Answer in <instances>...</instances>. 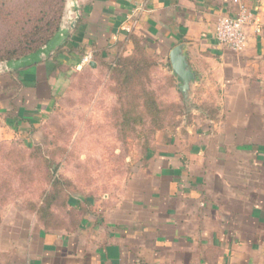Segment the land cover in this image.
<instances>
[{
    "label": "crops",
    "instance_id": "1",
    "mask_svg": "<svg viewBox=\"0 0 264 264\" xmlns=\"http://www.w3.org/2000/svg\"><path fill=\"white\" fill-rule=\"evenodd\" d=\"M239 2L253 23L236 52L214 34L218 16L237 15L234 0H78L77 24L59 47L66 72L50 59L57 48L36 65L0 73V143L24 146L39 140L80 58L107 57L130 32L168 54L183 43L197 76L191 123L157 134L163 140L146 156L147 168L137 169L142 182L134 187L129 178L109 208L88 197L92 212L74 232L38 223L28 264H264V0ZM209 96L216 120L194 107ZM78 198L85 196L69 201Z\"/></svg>",
    "mask_w": 264,
    "mask_h": 264
},
{
    "label": "trees",
    "instance_id": "2",
    "mask_svg": "<svg viewBox=\"0 0 264 264\" xmlns=\"http://www.w3.org/2000/svg\"><path fill=\"white\" fill-rule=\"evenodd\" d=\"M6 1L0 0V4ZM21 3L24 8L20 12L23 14H16L13 23L7 25L10 28L0 45V61L19 58L35 51L51 38L61 22L64 0H39L37 7L33 6L34 1L31 0H21ZM11 15L8 14V17ZM26 24L28 29L24 28ZM128 38L133 45L130 54H125L122 41L115 43L114 55L109 52L103 58L100 53L93 52L95 67L87 64L80 70L67 73L71 76L68 87L73 89L74 80L84 78L91 71L101 72L104 69L107 73V76L104 75L105 80L109 83L108 91L114 95V102L107 113L110 129L115 130L118 141L128 144L127 137H137L136 128L140 127L143 132L141 146L146 157L153 150L155 131H175L182 123L190 124L193 115L186 109L176 89L169 60L166 62L168 72L159 77L154 76L156 57L148 43L134 33H129ZM63 51L62 47L57 49L50 59L54 68L66 72L65 65L58 60ZM56 103L57 100L53 108ZM194 107L199 110L200 117L218 119V107L211 96ZM52 122L53 128L60 131L59 135L50 139V130L43 132V143L33 144L27 156L23 153L24 145L20 141L0 143L1 161L8 167L7 171H0V208L14 199H22L25 208L35 214L37 222L45 231L63 229L74 232L79 228L82 217L92 212L91 202L87 196L78 198L75 205L69 201L73 195L79 194L80 189L59 171L61 159H66L71 151L60 142L66 140L65 126ZM7 144L11 146L7 147ZM47 146L51 147L47 149ZM39 173L44 176V188L32 186ZM17 177L20 189L15 186ZM36 189H40L38 194ZM33 194L36 196L33 197Z\"/></svg>",
    "mask_w": 264,
    "mask_h": 264
},
{
    "label": "rangeland",
    "instance_id": "3",
    "mask_svg": "<svg viewBox=\"0 0 264 264\" xmlns=\"http://www.w3.org/2000/svg\"><path fill=\"white\" fill-rule=\"evenodd\" d=\"M31 1H34V7L39 5V0ZM66 4L67 0H64L61 18L64 16ZM23 8L21 0H7L4 4H0V45L4 37L8 35L9 26L7 27V25L13 23L16 14H23L20 12ZM7 11L9 13H6ZM10 13L13 15L8 17ZM25 27L27 28V24L24 25ZM136 35L142 40L144 39L155 54L156 66L153 75L159 77L168 72L166 67L168 52L156 50L155 40H148L141 34ZM8 38L11 39L10 36ZM121 41L125 44V54H130L133 45L128 34ZM127 46L130 47V50H127ZM91 72L81 78V81L74 80L73 89L67 87L65 92L59 95L56 106L51 109L40 125L39 140L34 144L43 143V132L45 131L50 130L48 133L50 139H55L59 135L60 131L53 128L52 121L64 125L66 140H60V142L66 144L71 153L66 156V159H61L59 171L76 183L80 189L79 196L91 197L95 205H98L97 208L105 209V207L111 206L116 197L121 196L129 178L134 180V187L142 182V175L145 173L144 171L138 172L137 169L142 167L145 170L147 163L141 146L143 132L140 127L136 128L137 133L135 135L137 137L134 135L127 137L128 144L118 141L115 130L110 129L107 113L114 102V95L108 91L109 83L105 80L107 73L104 69L101 72L98 70ZM69 77L71 79L70 75ZM177 85L178 81L175 78L176 89ZM185 106L187 109L186 104ZM160 131L168 130L155 131L153 148L157 138H159L158 141L163 138L157 137ZM7 143H13V141ZM9 146L11 145L7 144V147ZM30 147L23 146L25 156L28 155ZM50 147L47 146V149ZM156 151L157 148L154 152L156 153ZM0 162L2 163L1 156ZM7 170L8 167L4 163L0 164L1 172ZM35 181V184L32 185L34 187L44 188L46 186L42 173L36 174ZM19 183L17 177L15 179L16 188L21 186ZM35 192L38 194L40 189H36ZM36 194H33V197ZM0 214V264H28L32 255L31 251L37 252L36 230H38V222L33 221L32 214L25 208L22 199H14L5 204L0 208ZM33 248L34 250H32ZM19 257L22 259L18 263L16 260Z\"/></svg>",
    "mask_w": 264,
    "mask_h": 264
},
{
    "label": "water",
    "instance_id": "4",
    "mask_svg": "<svg viewBox=\"0 0 264 264\" xmlns=\"http://www.w3.org/2000/svg\"><path fill=\"white\" fill-rule=\"evenodd\" d=\"M80 16V5L78 0H67L64 16L56 32L49 40L33 52L19 58H13L0 62V73L24 69L42 62L59 48L69 37L71 30L77 24ZM171 72L178 81L177 89L187 107L190 105L189 94L192 83L197 79L195 71L189 65L184 44L173 46L168 54ZM90 66L95 67V62L90 61Z\"/></svg>",
    "mask_w": 264,
    "mask_h": 264
},
{
    "label": "built area",
    "instance_id": "5",
    "mask_svg": "<svg viewBox=\"0 0 264 264\" xmlns=\"http://www.w3.org/2000/svg\"><path fill=\"white\" fill-rule=\"evenodd\" d=\"M238 4V12L236 16L232 15H220L215 22V39L218 44L224 45L233 51H240L246 43V27L253 23V16L247 8L239 2L234 0ZM253 29L258 32L259 27L254 25ZM92 56L91 53L84 54L77 64V69H81L82 66L89 64Z\"/></svg>",
    "mask_w": 264,
    "mask_h": 264
}]
</instances>
